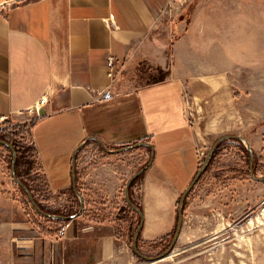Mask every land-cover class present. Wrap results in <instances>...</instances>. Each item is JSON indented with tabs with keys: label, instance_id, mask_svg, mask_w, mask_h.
<instances>
[{
	"label": "crops",
	"instance_id": "0c3cea01",
	"mask_svg": "<svg viewBox=\"0 0 264 264\" xmlns=\"http://www.w3.org/2000/svg\"><path fill=\"white\" fill-rule=\"evenodd\" d=\"M179 1L17 0L0 8V116L35 119L30 137L49 190L62 193L59 204L74 185V156L78 166L80 153L98 143L92 137L107 145L150 142L144 149L154 155L140 178L139 198L147 238L172 227L207 139L246 124V96L231 73L241 59L238 42L225 38L226 47L213 56L199 53L209 47L208 36L192 39L191 51L171 49L160 37V12ZM223 25L231 32L228 20ZM44 95L41 114H31ZM77 178L85 212L54 236L39 232L8 184H0V246H6L0 264H134L116 230L104 232L105 223L87 220L92 212L80 173ZM153 220L162 223L150 226Z\"/></svg>",
	"mask_w": 264,
	"mask_h": 264
},
{
	"label": "rangeland",
	"instance_id": "374dc122",
	"mask_svg": "<svg viewBox=\"0 0 264 264\" xmlns=\"http://www.w3.org/2000/svg\"><path fill=\"white\" fill-rule=\"evenodd\" d=\"M14 2L16 0H0V8ZM238 5L242 8L237 12ZM223 6L232 10L222 12L216 9ZM160 17L165 29L159 35L171 49L176 46V49L191 51L192 39L205 35L210 38V45L205 50L199 49V53L217 56L226 47L225 38L238 42L236 52L240 53L241 59L231 73L246 96L241 102L246 124L242 130L226 131L208 138L201 165L211 146L225 134H242L250 142L251 150L244 140L235 138H225L218 144L219 148H215L206 170L187 194L182 229L172 251L162 259L148 261L133 251V235L140 214L130 210L132 207L126 201L125 188L128 179L148 163L150 152L143 145L108 152L93 144V149L90 147L81 152L78 166L76 157V186L82 191L77 183V174L80 173V186L92 212L87 220L105 223L104 232L116 230L134 253V264H264V180L251 175L252 168L257 177H264V0H188L170 12H160ZM227 20L231 23V32L222 29ZM193 52L197 53V50ZM31 121L6 118L0 121V133ZM22 132L24 139L20 144L27 149L32 140L30 126H25ZM5 145L0 143V184L7 183V190L14 193L22 205L25 204L34 218L47 221L46 215L33 206L27 192L12 176L13 151ZM27 161L22 162L18 171L15 166V172L29 187L38 205H43L48 210L40 207L50 213H76L80 208L78 194L67 192L59 204L62 193L54 194L47 189L39 161L32 158L30 169ZM114 169L120 176H114ZM119 178L121 181L117 180ZM141 196V180L138 179L134 197L139 199ZM177 208L178 203L175 220H170L172 227L166 233L169 235L167 246H162L165 241L153 242L155 238L141 235L138 247L142 253L155 256L169 247L176 229ZM84 212L85 207L75 220H80ZM159 223L162 222L153 220L150 226ZM0 248L6 250L5 245Z\"/></svg>",
	"mask_w": 264,
	"mask_h": 264
},
{
	"label": "water",
	"instance_id": "95a60500",
	"mask_svg": "<svg viewBox=\"0 0 264 264\" xmlns=\"http://www.w3.org/2000/svg\"><path fill=\"white\" fill-rule=\"evenodd\" d=\"M92 138H94L95 140H97V142L102 146V148H104L108 152H120V151H122L124 149H127L129 147L138 146V145H150V146H152V144L150 142H148V141H143V142L140 141V142H135L134 144H131L129 146H122V147H118V148H111L102 139H100L99 137H92ZM225 138H237V139H240V140H244L247 143L248 149L251 150L250 142L242 134H225V135L220 136L216 140V142L211 146V148H210V150H209V152H208V154H207L204 162L199 167V169L197 170L196 174L192 178L191 182L184 189V191L182 192V194H181V196L179 198V204H178V219H177L176 229H175V233H174L173 240H172L171 244L169 245V247L166 250L160 252L159 254H157L155 256H151V255H147V254L142 253L140 251L139 247H138V236H139L140 230L142 229L143 224H144V213H143L142 209L137 204H135L133 202V200L131 199L130 191H129L132 183L145 171V169L148 167V165H150L152 163V159H153L154 152H152L151 158L148 161V163L146 165H144L142 168H140L138 171H136L128 179L127 184H126V188H125V198H126V201L128 202V204L134 210H136L140 214V223L138 224L137 228L135 229L134 235H133V251L137 255L145 258L148 261H154V260H159V259H162V258L166 257L172 251V249H173V247H174V245L176 243V240L178 239V237L180 235V232H181V229H182V225H183V208H184V203H185V199L187 197V194L192 189L193 185L199 179V177L201 176V174L205 171L206 167L208 166V164L210 162L211 155L213 154L215 148ZM89 139H91V138L86 139L81 144V146H83ZM0 143L6 144V145H8V146L11 147V149L13 151V160H12V167H11L12 176L14 177L15 181L27 192V194L29 195V198H30L33 206L39 212H41L42 214H44L46 216H50V217H53V218H62V219H67V220H73L74 218L78 217L83 212L84 207H85V201H84V198H83V195H82L81 191L76 186V163H75V159L76 158H75V156H74V168H73V175H74V185H73V188H74L75 192L79 196V199H80V208H79V210L76 213L71 214V215L55 214V213H50V212L44 211L38 205V203L35 201V199H34L32 193H31V190L29 189V187L26 184H24L18 178V176L16 175L15 166H16V162H17L18 156H17V150L15 149V147L10 142H8L6 140H3V139H0ZM77 150L75 152V155L77 153ZM251 175L254 178H256L257 180H264V177H257L254 174V171H253L252 168H251Z\"/></svg>",
	"mask_w": 264,
	"mask_h": 264
},
{
	"label": "trees",
	"instance_id": "16d2710c",
	"mask_svg": "<svg viewBox=\"0 0 264 264\" xmlns=\"http://www.w3.org/2000/svg\"><path fill=\"white\" fill-rule=\"evenodd\" d=\"M35 123V119H32V121L30 123L26 122V123H23V124H18V126L14 127V128H8V131H4L2 133H0V138L2 139H5L9 142H11L17 149V152H18V160H17V164H16V170L18 171L19 170V167L21 166L22 162L27 161V168H31L33 165H32V158L33 159H36L38 160V157H37V149L35 147V144L33 142V140L30 141V145H29V148H25V146L21 145L20 144V140H23V132L22 130L25 128V126H32L33 124ZM32 139V138H31ZM236 140H239L237 138H235ZM240 141V140H239ZM92 141H89L87 145H89V143H91ZM4 145V144H3ZM97 146H94V147H98V148H102V146L100 144H95ZM109 147L111 148H118V147H122V145H117V144H108ZM7 148H9L7 145H5ZM123 146H126V145H123ZM145 147V145H143V148ZM148 148V150L150 151L151 149L146 146ZM219 148V145L217 146V149ZM91 149H93L91 147ZM244 151L248 154V151L247 149H244ZM216 153V152H215ZM33 155V156H29V155ZM81 154V153H80ZM78 158V156H77ZM201 165V162L199 164V167ZM206 170V169H205ZM29 170H27L26 173H28ZM19 174V172H18ZM144 172L132 183L131 187H130V195L132 197V199L136 202V204L141 208L143 209V206H142V203L139 199L135 198L134 197V188H135V184H136V181L138 179H140L142 176H143ZM21 178H23V176L20 174L19 175ZM43 177H44V181H45V184H46V187L47 189L49 190L48 188V182H47V179L46 177L44 176L43 174ZM77 183L79 184V179L77 180ZM16 184V183H15ZM21 189L22 187L20 185H18ZM23 190V189H22ZM33 191V189H32ZM69 191H72V192H75L73 190V188ZM177 203L179 204V199L177 201ZM24 205V209H25V212L27 213L26 215H28V219H30V221L35 225V227L38 229L39 232L41 233H44L46 235H50V236H54L58 233L59 231V228L62 226V225H65L66 223L70 222L71 220H67V219H62V218H53V217H50V216H46L47 221H40L36 218H34L30 212L28 211L27 207ZM40 206L44 209V210H48L47 208H45L43 205L40 204ZM129 207H131L129 205ZM34 210V208H32ZM132 212H134V214L136 215H139L138 212L136 210H134L133 208L130 209ZM177 212H178V208H177ZM36 213V212H35ZM75 213V212H73ZM72 212H68V214L66 215H71L73 214ZM138 219H140L138 217ZM177 219H178V213H177ZM49 222V223H48ZM140 222V220H139ZM138 222V224H139ZM177 224V223H176ZM176 228V227H175ZM169 235L168 234H165L163 236H160V237H157L155 238V240L153 242H158V241H165V243L162 245L163 247H166L168 243H166L167 241V237ZM142 241V238H141V230H140V233H139V237H138V242H141ZM168 242V241H167Z\"/></svg>",
	"mask_w": 264,
	"mask_h": 264
},
{
	"label": "built area",
	"instance_id": "2783aa9c",
	"mask_svg": "<svg viewBox=\"0 0 264 264\" xmlns=\"http://www.w3.org/2000/svg\"><path fill=\"white\" fill-rule=\"evenodd\" d=\"M183 2H181V0L179 1V3H175V2H173V3H171L169 6H168V8L166 9V10H164L163 12H167V11H172L173 10V7H177V6H179V5H181ZM107 65H108V67H109V74L111 75V76H113L114 74H115V65H116V59H115V57H113V56H110L109 58H108V60H107ZM47 100H48V98H47V96H42V98L38 101V102H36L35 104H34V106H32V107H30L29 108V112L31 113V114H36V115H40L41 114V110H42V106L47 102ZM188 115L191 117V118H194L195 117V113H194V111L191 109V107H188ZM7 117H5V116H0V121H3V120H5ZM199 153H200V155H201V158H202V155H204V153H205V150H199ZM65 229H66V226L65 225H62L60 228H59V231H58V233H59V235H63L64 233H65Z\"/></svg>",
	"mask_w": 264,
	"mask_h": 264
}]
</instances>
